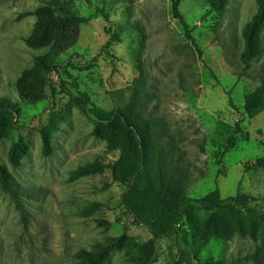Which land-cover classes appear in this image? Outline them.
<instances>
[{
	"label": "rangeland",
	"instance_id": "obj_1",
	"mask_svg": "<svg viewBox=\"0 0 264 264\" xmlns=\"http://www.w3.org/2000/svg\"><path fill=\"white\" fill-rule=\"evenodd\" d=\"M213 1H181L194 42L174 17L173 0H0V101L12 99L21 110L16 117L4 115L7 130L0 139V164L10 167L16 192L12 196L0 188V264H83L76 252L94 250L95 244L121 235L125 243L102 264H135L141 243L152 239L156 246L147 264L221 259L257 264L249 255L264 247V168L246 167L264 156V112L253 119L246 116L244 96L264 74V26L246 66L241 59L244 27L257 12V1L228 0L208 14ZM44 5H71L92 18L61 60L71 57L72 64L82 67L101 56L87 70L61 67L59 77L49 82L48 99L37 95L27 103L20 99L17 81L47 51L26 43L38 19L34 12ZM102 9L112 21L106 49L111 38ZM57 77L90 109L110 111L135 103L139 116L153 124L156 142L170 163L168 173L176 174L194 200L177 236L154 239L123 206L128 185L113 181L109 169L75 176L79 167L97 158L114 162L121 149L93 134L94 114L89 117L61 93ZM52 120L58 123L49 128L52 150L45 156L41 129ZM238 123L237 145L224 153ZM18 138L26 140L27 151L14 169L9 153ZM239 188L257 199L251 204L255 215L251 223H242L247 236L236 234L228 244L210 227L213 212L195 200L208 199L216 189L228 198ZM93 203L100 204L99 210L85 215Z\"/></svg>",
	"mask_w": 264,
	"mask_h": 264
},
{
	"label": "trees",
	"instance_id": "obj_2",
	"mask_svg": "<svg viewBox=\"0 0 264 264\" xmlns=\"http://www.w3.org/2000/svg\"><path fill=\"white\" fill-rule=\"evenodd\" d=\"M182 0H173L174 17L183 25L190 40H194L193 29L186 22L180 11ZM228 0H214L208 14L215 13L227 3ZM257 1V12L251 21L244 27L245 49L242 53V62L248 66L254 57V41L259 37L264 26V0ZM103 15L106 31L111 33V24L107 12L99 10ZM34 14L37 22L32 36L26 39L29 47L47 50L42 55L34 58L33 67L22 72L17 81L20 99L31 103L34 97L42 95L48 99L49 82L54 75L59 77L60 68L72 66L80 70H87L98 61L101 53L97 54L85 66H75L71 57L61 60V56L77 45L81 35V28L91 21L90 16H83L74 10L71 5H44L40 6ZM112 38L103 48L111 44ZM57 77V78H58ZM259 85L244 96L245 115L253 119L264 112V74L259 77ZM56 84L60 92L71 96V101L85 114L91 117L95 124L93 134L100 139L107 140L112 148L121 149L120 157L112 163H105L102 158L86 163L78 168L76 177L87 176L103 172L107 169L111 172L112 180L127 184V190L122 194V203L125 208L135 217L137 221L144 224L154 239H166L178 235V224L184 217L192 200L187 189L182 186L176 174H169L170 163L166 161L164 148L156 142V131L153 124L147 119L139 116L136 104L129 103L123 107L113 110L102 108H88L86 101L79 96L71 94L68 83L58 78ZM232 102V100H231ZM20 107L12 99L0 101V139L7 130L6 116L12 113L14 117L19 115ZM58 116L57 119H62ZM57 121L41 129L43 138V153L48 156L51 153V132L49 128H56ZM17 126L12 125L11 129ZM241 131L240 124L236 126L235 134L231 135L224 147L227 153L237 145L236 135ZM27 142L23 138L14 141L10 153L9 162L12 168H18L26 155ZM220 162V161H219ZM218 162V163H219ZM264 168V156L255 161L247 163L246 170ZM0 188L15 196L14 178L10 167L0 164ZM257 199L244 193L240 188L236 195L222 198L220 190L216 189L206 200H195L206 210L213 212L210 221L212 231L219 239L229 244L236 234L247 236L242 229V223H251L255 215V208L251 204ZM100 208L99 203H93L85 208V215H92ZM99 223H104L99 220ZM124 235L111 236L104 241L95 244L94 250H80L74 255L83 264H102L109 254L119 249L125 243ZM154 240L142 242L137 249L135 264H147L148 255L153 251ZM155 245V244H154ZM156 246V245H155ZM249 259L257 264H264V247L257 246L255 252L249 255ZM191 264H232L226 259L212 261L209 263L194 261Z\"/></svg>",
	"mask_w": 264,
	"mask_h": 264
}]
</instances>
